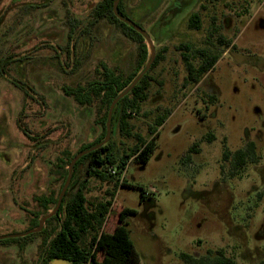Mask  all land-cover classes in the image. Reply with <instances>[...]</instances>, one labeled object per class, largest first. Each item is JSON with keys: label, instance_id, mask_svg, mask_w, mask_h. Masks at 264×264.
Masks as SVG:
<instances>
[{"label": "rangeland", "instance_id": "374dc122", "mask_svg": "<svg viewBox=\"0 0 264 264\" xmlns=\"http://www.w3.org/2000/svg\"><path fill=\"white\" fill-rule=\"evenodd\" d=\"M99 1L0 0V70L5 67L9 73L0 74V237L34 228L33 214L43 213L38 200L59 190L64 174L60 158L94 141L99 133L98 108H82L65 90L98 77L101 63L119 75L136 66L139 45L107 20L82 35ZM124 5L164 60L151 72L150 98L132 120L135 130L149 141L147 158L131 159L119 178L103 230L111 234L119 213L132 211L129 235L139 264H183V253L202 257L220 249L238 264H260L264 260V0H124ZM193 13L200 14L199 30L188 26ZM70 18L82 22L72 41L70 24L77 20ZM219 35L235 47L221 45ZM181 44L192 47L195 63L200 61L197 49L219 56L197 85L184 86ZM10 77L32 87V97H26ZM164 109L170 112L166 122L150 136L148 126ZM19 117L25 118L36 141L24 136ZM112 136L121 149L133 144L119 136L117 123ZM195 142L200 151L187 158ZM249 142L261 159L237 173L225 152L245 149ZM83 177L81 171L79 179ZM114 186V181L91 178L87 198L93 203L111 200L108 191ZM21 204L26 212L20 210ZM10 238L18 240L2 239L7 244L0 242V264H37L44 234Z\"/></svg>", "mask_w": 264, "mask_h": 264}, {"label": "trees", "instance_id": "16d2710c", "mask_svg": "<svg viewBox=\"0 0 264 264\" xmlns=\"http://www.w3.org/2000/svg\"><path fill=\"white\" fill-rule=\"evenodd\" d=\"M115 0H100L91 10L88 22L84 26L82 35L89 34L90 28L102 20H107L110 24L116 26L120 32L131 41L139 45V53L134 70L129 74H117L116 71L101 63L102 72L96 78H93L85 86L78 85L75 88H67L65 92L74 96L78 105L82 108L97 107L99 116L95 120V125L99 133L94 141L84 143L74 153L67 152L60 158V164L64 174L60 180L59 190L50 195L42 196L38 203L43 208L40 215L33 214L36 225L40 217L46 215L57 202V198L62 186L65 183L68 174V165L72 158L82 150L100 143L106 135V121L108 109L112 101L123 91L134 78L145 68L149 60V53L144 37L133 27L119 20L113 12ZM121 16L131 20L125 10L124 0H121L118 6ZM76 23L70 24L68 35L69 41L73 40V33L80 24L78 19ZM133 21V20H132ZM136 23V22H135ZM143 28L139 23H136ZM190 29L199 30L201 28V18L199 13H193L188 20ZM86 29V30H85ZM144 29V28H143ZM216 31L211 32L214 35ZM221 45L226 48L235 47L232 40L218 36ZM181 59L186 71L184 86L197 85L208 72L214 69L219 56L212 54L204 49L195 50L200 57V61L195 63L192 54V47L188 44L179 46ZM164 60L162 52H156V58L150 70L144 75L135 88L124 96L116 105L113 112L112 127L117 123L119 136L122 139L133 140L131 146L119 148L111 137L109 143L103 145L87 155L81 157L74 166L73 178L66 192L58 213L46 221L44 229L37 233L44 234L43 249L39 257V264H49L53 260H66L71 264H139L140 260L135 250L133 241L130 239L129 216L132 211L123 210L119 213L118 225L111 234L103 230L105 221L112 209V198L115 196L116 188L120 184L119 178L125 173L131 159L145 161L150 149L149 141L135 130L132 120L135 115L142 111L143 104L150 98V88L153 82L151 72ZM79 62H75V66ZM9 63L5 64L8 66ZM0 74L9 76L8 70L4 67ZM11 78V77H10ZM11 82L19 88L26 97H32L31 92H35L32 87L26 83L16 81L11 78ZM31 91V92H30ZM211 102L214 97L209 98ZM161 111V108L158 109ZM170 112L164 109L158 114L153 122L148 126V133L154 136L167 120ZM25 119V118H24ZM19 117L17 124L25 137L31 141L37 139L32 136L25 120ZM200 151L199 143L195 142L188 150L190 153L198 154ZM225 159L232 161V167L237 173H242L248 163L256 164L261 157L256 152V146L249 142L245 149L236 150L233 153L225 152ZM83 172V178L79 179L80 172ZM91 178L102 182L114 181L115 186L112 191H108L111 200L91 202L87 198L88 181ZM118 178V179H117ZM124 185V180L121 182ZM142 193V199H144ZM32 235V234H31ZM30 235H27V237ZM17 241L16 238L6 239ZM5 243V240H0ZM103 251V259L99 261L98 255ZM183 264H238L237 261L218 250L215 253L209 252L208 255L196 257L190 254H181ZM98 260V261H97ZM264 264V260L260 263Z\"/></svg>", "mask_w": 264, "mask_h": 264}, {"label": "water", "instance_id": "95a60500", "mask_svg": "<svg viewBox=\"0 0 264 264\" xmlns=\"http://www.w3.org/2000/svg\"><path fill=\"white\" fill-rule=\"evenodd\" d=\"M120 1L121 0H115L114 1L113 12H114L115 16L119 20H121L122 22H124V23L130 25L131 27H133L139 34H141L144 37V39H145V41L147 43L148 53H149V60L146 63L145 68L134 78V80L129 84V86H127L125 88V90H123L112 101V103L110 104V107L108 109V114H107V121H106V135H105L104 139L100 143L90 147L89 149L80 151L70 161V163H69V165L67 167L68 174H67L65 183H64V185L62 186V188H61V190L59 192V195H58V198H57V202H56L55 206L53 207V209H51L46 215L40 217L37 227L32 228V229L26 231L25 233L9 235V236H2V237H0L1 238L0 240L5 239V238H10V237H22V236H27V235H30V234H33V233H39V232H41L44 229L46 221L48 219L52 218L53 216H55L58 213V211H59V209L61 207L62 201H63V199H64V197L66 195V192H67V190H68V188H69V186L71 184V181H72V178H73V169H74L75 164L77 163V161L81 157L87 155L88 153H90V152H92L94 150L99 149L103 145H105V144L110 142L111 137H112L113 112H114V109H115L116 105L118 104V102L124 96L129 94L135 88V86L140 82V80L144 77V75L150 70L152 64L154 63L155 58H156V48H155V44H154L153 39L151 38V36L141 26L136 24L134 21H132V20H130L128 18H125V17L120 15L119 10H118V6H119Z\"/></svg>", "mask_w": 264, "mask_h": 264}, {"label": "flooded vegetation", "instance_id": "af4514ba", "mask_svg": "<svg viewBox=\"0 0 264 264\" xmlns=\"http://www.w3.org/2000/svg\"><path fill=\"white\" fill-rule=\"evenodd\" d=\"M24 136H25V135H24ZM14 182L17 183V182H18V178L13 177V183H14ZM13 187H14V186H13ZM13 190H14V192H16L15 195H17V194H18L17 189L13 188ZM13 200H14V199H13ZM19 207H20V210H21L22 212H24V211L26 212V211H27V210H25L23 204H21ZM25 215H26L25 217L28 218L26 213H25ZM5 244H7V242L2 243V245H5ZM37 263L39 264V259H38Z\"/></svg>", "mask_w": 264, "mask_h": 264}, {"label": "crops", "instance_id": "0c3cea01", "mask_svg": "<svg viewBox=\"0 0 264 264\" xmlns=\"http://www.w3.org/2000/svg\"><path fill=\"white\" fill-rule=\"evenodd\" d=\"M38 264V263H37Z\"/></svg>", "mask_w": 264, "mask_h": 264}]
</instances>
